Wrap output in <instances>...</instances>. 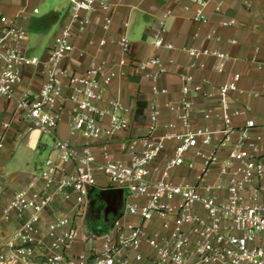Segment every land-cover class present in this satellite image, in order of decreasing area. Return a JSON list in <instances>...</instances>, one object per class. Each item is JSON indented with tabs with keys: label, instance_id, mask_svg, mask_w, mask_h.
Masks as SVG:
<instances>
[{
	"label": "built area",
	"instance_id": "2783aa9c",
	"mask_svg": "<svg viewBox=\"0 0 264 264\" xmlns=\"http://www.w3.org/2000/svg\"><path fill=\"white\" fill-rule=\"evenodd\" d=\"M67 1V21L53 38L44 59L26 54L27 33L20 19L0 15V99L14 102L25 133L35 130L51 136L55 154L54 160L45 159L37 176L18 187L3 205L1 221L9 222L16 217L22 222L6 238L0 229V264H128L130 258L142 261L143 244L152 253L150 264H264V157H257V145L249 138L253 121H247L243 129L232 126L233 118L249 111L246 106L233 108L228 99V93L236 90L239 76L232 75L226 84L216 89L222 130H189L192 104L186 99L189 88L184 85L180 103L163 106L177 113L185 132L154 138L152 132L156 128L159 107L152 104L147 135L129 139L125 144L129 162L111 159L106 149L102 150L101 161H97L89 142L112 137L129 126L125 117L128 108L117 98L104 99L106 87L119 73L104 62L91 59L82 75L70 74L62 61L74 50L72 40L91 25L97 23L102 32L109 31L111 12L117 0ZM208 1H195L194 21L205 20L202 10ZM218 10L216 6L215 11ZM169 14L168 11L163 14L159 30L151 36L154 49H174L163 39L164 19ZM94 15L98 22L92 19ZM232 24L231 21L221 23L222 26ZM205 38L219 41L213 32ZM228 43L235 45L236 41ZM88 44L90 46L91 42ZM104 44L102 40L98 45ZM115 45L120 54L117 66L122 67L130 42L120 36ZM182 51L192 60L191 68L196 65L194 61L203 57L227 59L226 54L207 48L193 46ZM26 66L37 68L43 80L35 90L23 89L17 94ZM148 66L155 68L154 72L145 74L152 83V92L165 94V89L157 86L165 71L163 64L158 58L139 64L143 71ZM183 81L190 83L192 77L185 76ZM66 102L72 105L68 135L81 141L79 147L53 135ZM99 103L104 107H98ZM203 116L207 119L210 113L203 112ZM9 129L10 122L0 120V153ZM216 135L222 136L218 147L229 145L230 150L227 160L219 165L215 181L206 186L207 194L167 180L173 168L184 164V154L195 150L203 160L197 180L200 184L206 183L219 160L216 152L203 155L199 148L211 145ZM233 138L236 141L232 144ZM170 139L176 143L172 158L162 168L154 167L150 171L148 166ZM67 164L72 165L71 171L66 170ZM150 172L159 173V178L151 179ZM97 173L104 175L112 188L142 202H125L121 217L114 221L108 233L92 237L87 250L67 256V251L79 238L75 220L85 204L87 188L95 185ZM211 190H224L226 195L219 199ZM2 191L0 186V195ZM58 200L68 204L69 210L64 214L51 212L47 219V209ZM127 216H135L137 223L124 222ZM154 217L159 222L161 235L158 237L145 226Z\"/></svg>",
	"mask_w": 264,
	"mask_h": 264
},
{
	"label": "crops",
	"instance_id": "0c3cea01",
	"mask_svg": "<svg viewBox=\"0 0 264 264\" xmlns=\"http://www.w3.org/2000/svg\"><path fill=\"white\" fill-rule=\"evenodd\" d=\"M57 1L63 3V6L53 8L39 16L38 6L44 4L46 0H0V15L8 18L18 17L26 33L29 28L33 33L44 34L47 31L52 33L41 59L46 57L53 38L67 21L68 1ZM195 1L117 0L111 12L112 22L108 32H102L96 23L72 40L74 50L62 61V66L70 74L82 75L91 59L104 62L107 67L119 73V76L106 87L104 99L117 98L129 110L125 115L129 123L125 131L109 138L89 142L97 161H101L102 150L106 149L111 159L129 162L125 144L129 139L147 135L150 125L149 107L152 104L159 107L156 128L152 132L154 138L185 132L186 129L177 119V113L163 106L167 103L179 104L182 98L181 88L184 85L189 88L186 99L192 104L189 130L202 128L210 131L222 130L223 124L218 118L219 103L216 89L226 84L235 74L239 76L236 90L228 93V99L233 108L246 106L249 111L245 115L233 118L232 126L235 129H243L247 121H253L254 126L248 131L249 138L257 145V157H264V0H210L202 10L204 21L192 19L197 8ZM216 6H219L218 11H215ZM34 9L37 11L35 14L32 12ZM167 11L170 14L164 19L163 39L174 49H154L151 36L159 30V21ZM92 19L98 22L96 15ZM230 21L233 22L232 25H221ZM212 32L219 41L205 38ZM120 36H125L130 42L126 63L122 67L117 66L120 54L115 45ZM102 40L105 44L99 47L98 44ZM229 40H235L236 44L230 45ZM89 42H91L90 46ZM193 46L222 52L227 55V59L203 57L194 61L196 65L191 68L192 60L182 49ZM80 52L82 56L78 55ZM151 58H158L163 64L165 71L159 77L157 86L165 89V94L155 95L151 90V81L145 78V74L154 72L155 68L148 66L144 71L139 68L140 63H145ZM185 76H191L192 81L185 83L183 81ZM42 80L43 77L37 68L26 66L17 94L23 89L35 90ZM196 86L199 87L198 90L194 89ZM65 92L68 93V90L65 89ZM97 106L101 108L104 104L99 103ZM71 107L70 102L65 103L53 135L79 147L81 141L68 135ZM203 112H209V118L205 119ZM0 120L10 122V129L6 132L0 153V186L3 190L0 195L1 212L3 205L14 191L35 178L44 160L47 158L54 160L55 154L52 150L51 136L35 130L25 133V125L15 111L13 101L0 99ZM221 140L222 136L216 135L211 145L199 148L203 155L216 152L219 160L208 174L206 183L200 184L197 180L203 160L196 155L195 150L184 154V164L173 168L167 180L175 185H189L200 193L207 194L206 186L215 181L219 165L227 160L230 150L229 145L218 147ZM235 141L236 139L233 138L231 143ZM175 145L174 140H166L164 150L148 169L152 171L154 167L162 168L165 162L172 158ZM65 168L71 171L72 165L67 164ZM150 178L158 179L159 173L150 172ZM113 190L116 189L112 188L104 175L100 173L95 175V185L87 188L85 204L80 208L75 220L79 238L67 251V256L87 250L92 237L98 236L89 234L87 226L90 223H94L95 220L100 223L109 215L115 217L119 212L120 206L112 193ZM101 192L106 193L101 195ZM210 193L219 199L226 195L224 190H211ZM125 202L133 204L142 201L124 195L123 203ZM68 210L69 205L58 200L47 209L45 216L48 219L51 212L64 214ZM123 221L136 224L137 218L127 216ZM21 222V219L16 217L11 218L9 222L0 220V229L4 237H9ZM145 226L152 235L156 237L161 235L156 217ZM141 254L142 261L135 262L130 258L128 264H150L152 253L145 244L141 246Z\"/></svg>",
	"mask_w": 264,
	"mask_h": 264
},
{
	"label": "rangeland",
	"instance_id": "374dc122",
	"mask_svg": "<svg viewBox=\"0 0 264 264\" xmlns=\"http://www.w3.org/2000/svg\"><path fill=\"white\" fill-rule=\"evenodd\" d=\"M63 3L57 1V0H46V2L42 5H39V16L44 15V13H48L50 10H53V8L62 7ZM52 33L47 31L44 34L39 33H33L32 29L29 28L27 32V51L26 54L28 56H34L38 59L42 58V55L45 51V46H47V43L49 39L51 38Z\"/></svg>",
	"mask_w": 264,
	"mask_h": 264
},
{
	"label": "flooded vegetation",
	"instance_id": "af4514ba",
	"mask_svg": "<svg viewBox=\"0 0 264 264\" xmlns=\"http://www.w3.org/2000/svg\"><path fill=\"white\" fill-rule=\"evenodd\" d=\"M115 221V217L113 215H109L108 217L104 218V221L100 222L95 220L94 223H90L87 228L89 229V234L92 235H99L104 229L108 227H112Z\"/></svg>",
	"mask_w": 264,
	"mask_h": 264
},
{
	"label": "water",
	"instance_id": "95a60500",
	"mask_svg": "<svg viewBox=\"0 0 264 264\" xmlns=\"http://www.w3.org/2000/svg\"><path fill=\"white\" fill-rule=\"evenodd\" d=\"M106 192H101L100 194L101 195H104ZM112 193L115 195V197L117 198V200H118V204H119V206H120V209H119V212L116 214V216H115V220H117L118 218H120L121 217V215H122V212H123V208H124V203H123V197H124V195H126L125 193H124V191H122V190H113L112 191ZM110 228L111 227H108L107 229H104L100 234H106V233H108L109 232V230H110Z\"/></svg>",
	"mask_w": 264,
	"mask_h": 264
}]
</instances>
